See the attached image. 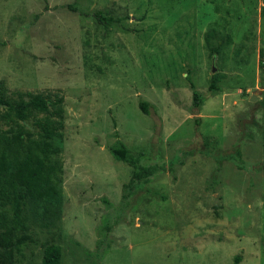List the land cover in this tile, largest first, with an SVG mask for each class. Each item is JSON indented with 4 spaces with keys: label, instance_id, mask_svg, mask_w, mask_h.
I'll return each mask as SVG.
<instances>
[{
    "label": "rangeland",
    "instance_id": "1",
    "mask_svg": "<svg viewBox=\"0 0 264 264\" xmlns=\"http://www.w3.org/2000/svg\"><path fill=\"white\" fill-rule=\"evenodd\" d=\"M262 5L0 0V80L10 96L64 95L52 138L60 235L30 222L17 264H41L45 241L61 244L62 264H264ZM98 9L119 20L100 24ZM188 73L206 97L196 114ZM214 73L224 77L209 91ZM45 117L18 120L0 105V157L37 148ZM118 140L155 165L148 182L124 187L132 166L110 152ZM10 210L0 195V225Z\"/></svg>",
    "mask_w": 264,
    "mask_h": 264
},
{
    "label": "trees",
    "instance_id": "2",
    "mask_svg": "<svg viewBox=\"0 0 264 264\" xmlns=\"http://www.w3.org/2000/svg\"><path fill=\"white\" fill-rule=\"evenodd\" d=\"M67 6L76 10L73 4ZM261 10L264 15V0ZM94 17L104 26H110L119 20L101 9L94 12ZM217 52L218 47H215L211 50V55L214 56ZM223 77V74L214 73L209 91L218 90ZM187 80L193 93V113L196 114L206 97L196 89L190 73L187 74ZM0 105L5 106L18 120L27 119L33 111L47 113V117L40 121L44 139L37 145L38 149L33 148L21 160L16 156L8 161L5 154L0 157V195L11 206L6 223L0 225V264H17V256L23 254L24 246L31 239L30 222H39L51 231L54 239L60 235L58 220L62 215L63 192L58 171L62 169V164L52 158V154L57 152L52 138L60 133L59 129L64 124V95L56 93L52 98L43 93L27 91L17 92L16 97L10 96L5 80L1 79ZM139 105L143 112L151 113L150 102L140 99ZM196 123L199 125V118ZM20 135L22 134L18 136ZM204 142L207 143L205 138ZM109 150L115 158L132 166L131 178L124 187L136 182L146 183L156 171L155 165L143 164L140 156L135 155L121 140L111 145ZM236 154L241 156L239 148H236ZM260 169L264 172V160ZM216 175L215 173L214 176ZM43 246L41 264H62L63 253L58 241H45ZM239 260L240 257H236L235 261Z\"/></svg>",
    "mask_w": 264,
    "mask_h": 264
},
{
    "label": "water",
    "instance_id": "3",
    "mask_svg": "<svg viewBox=\"0 0 264 264\" xmlns=\"http://www.w3.org/2000/svg\"><path fill=\"white\" fill-rule=\"evenodd\" d=\"M254 99H255V97L253 96V97H252V100H254Z\"/></svg>",
    "mask_w": 264,
    "mask_h": 264
}]
</instances>
